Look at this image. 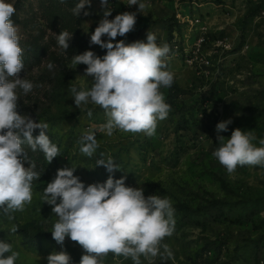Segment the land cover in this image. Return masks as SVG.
Instances as JSON below:
<instances>
[{
    "label": "rangeland",
    "instance_id": "1",
    "mask_svg": "<svg viewBox=\"0 0 264 264\" xmlns=\"http://www.w3.org/2000/svg\"><path fill=\"white\" fill-rule=\"evenodd\" d=\"M54 1L9 0L16 9L11 19L23 49L24 69L19 75L34 85L27 94L18 90L17 111L47 123L46 134L60 149V155L48 163L43 152L23 145L28 157H42L36 166L41 176L33 181L32 204L14 213V220H7L0 211V240L12 243L20 253L16 264H47V256L61 250L70 255L71 264H79L83 249L67 237L63 247L56 243L51 231L58 218L41 198L57 170L72 166L86 186L103 183L112 175L124 177L126 186L143 188L145 197L170 199L175 228L162 243L172 256H157L154 264H264V167L238 166L229 174L212 156L219 147L217 136L228 138L237 128L252 131L256 146L264 138V0H142L150 7L141 12L138 5L129 7L128 0H108L107 5L90 0L79 22L71 23L75 31H67L72 45L78 36L89 45L67 50L58 45L60 32L53 29L50 4ZM106 9L111 10L110 20L124 12L136 13L134 30L117 36L114 44L146 42L151 32L156 43L170 48L176 37L183 48H191L200 27L207 29L208 36L199 62L185 64L181 55L167 61L174 80L160 91L171 110L158 121L155 135L97 132L99 147L88 157L80 152L78 140L107 117L91 103L76 107L70 88H90L92 77L84 75L86 65L74 68L71 61L88 50L99 57L106 54V49L90 43ZM102 39L108 40L107 36ZM221 41L227 49H222ZM49 63L54 65L51 70ZM229 119L228 130L217 133L216 125ZM109 157L120 170L109 173L96 165L98 159ZM12 225L18 226L14 234ZM105 264L133 261L110 253ZM141 264H148L143 256Z\"/></svg>",
    "mask_w": 264,
    "mask_h": 264
},
{
    "label": "clouds",
    "instance_id": "2",
    "mask_svg": "<svg viewBox=\"0 0 264 264\" xmlns=\"http://www.w3.org/2000/svg\"><path fill=\"white\" fill-rule=\"evenodd\" d=\"M107 2L101 0L102 5ZM86 5H90V0H79L73 14L78 16ZM133 5H138L139 12L150 7L142 0H128V6ZM15 11L9 0H0V211L9 221L15 219L14 213L23 212L32 204L33 181L41 176L23 145L33 152H43L48 163L60 155V149L46 134L48 124L35 122L17 111L18 90L27 94L34 85L19 75L24 64L18 28L11 19ZM110 15L111 10L106 9L90 38V43L106 49V54L99 57L88 50L71 61L74 68L86 65L84 75L92 77L90 88L83 85L70 88L76 107L91 103L102 108L107 117L104 124L95 130L88 129L78 140L80 152L88 157L99 147L97 132L107 136L117 130L142 132L152 137L158 121L166 119L171 110L160 91L161 87H171L174 80L165 62L169 45L158 46L151 32L147 33L146 42L120 40L114 44L112 41L117 36L123 37L134 30L136 13L124 12L111 20ZM104 36L107 42L102 39ZM71 37L69 32L61 31L56 35L58 45L67 50ZM47 67L51 70L54 65L49 63ZM231 122L229 119L218 123L217 133L227 131ZM36 129L40 131L34 136ZM217 139L219 147L212 156L229 174L238 166L264 167V138L256 146L253 141L257 137L252 131L237 128L230 137L218 135ZM96 165L105 167L109 173L120 170L111 157L98 159ZM75 168L58 169L41 198L52 206L58 218L51 231L56 243L63 247L67 237L83 249L79 264H105L110 253L130 258L133 264H141L142 256L148 264H154L157 256L162 259L172 256L168 245L162 243L175 228L170 199L158 195L145 197L143 188L126 186L124 177L114 179L112 175L103 183L86 186L74 175ZM17 231L18 226L12 225L10 232ZM19 255L12 243L0 240V264H16ZM46 259L47 264H71L70 255L63 250L49 254Z\"/></svg>",
    "mask_w": 264,
    "mask_h": 264
},
{
    "label": "trees",
    "instance_id": "3",
    "mask_svg": "<svg viewBox=\"0 0 264 264\" xmlns=\"http://www.w3.org/2000/svg\"><path fill=\"white\" fill-rule=\"evenodd\" d=\"M79 2V0H55L50 4L51 11L53 13V21H54V28L56 31H75V27L71 26L74 24V22L78 23L80 14L78 16L73 14V9L76 6V4ZM81 13V12H80ZM77 20V21H75ZM81 33V32H80ZM78 34V33H77ZM79 35V34H78ZM168 36L171 39L172 37V31L168 32ZM69 47L70 46H76L77 48L87 47L89 44L83 43L81 41L80 36H78V41L75 42V44L72 45V43L69 40ZM35 53H39L38 51H35ZM41 156L38 158L30 156L29 159L31 161H34L36 166H38L39 161L41 160Z\"/></svg>",
    "mask_w": 264,
    "mask_h": 264
},
{
    "label": "built area",
    "instance_id": "4",
    "mask_svg": "<svg viewBox=\"0 0 264 264\" xmlns=\"http://www.w3.org/2000/svg\"><path fill=\"white\" fill-rule=\"evenodd\" d=\"M196 24H200V21L197 20ZM208 36L207 29L205 27H200V34L196 38L194 44L191 48H183L179 40L175 37L173 41L170 43V51L165 58V62L167 63L168 60L172 59L174 56L181 55L183 56V60L185 64H193L194 62H199V57L202 54V51L206 44V37ZM165 43H158V46H162ZM219 45L222 49H227V45L224 44L222 41L219 42Z\"/></svg>",
    "mask_w": 264,
    "mask_h": 264
}]
</instances>
